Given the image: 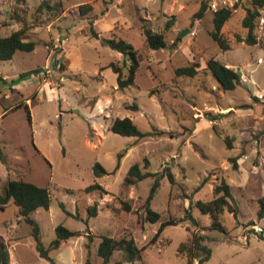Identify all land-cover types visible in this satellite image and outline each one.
<instances>
[{
	"label": "rangeland",
	"instance_id": "obj_1",
	"mask_svg": "<svg viewBox=\"0 0 264 264\" xmlns=\"http://www.w3.org/2000/svg\"><path fill=\"white\" fill-rule=\"evenodd\" d=\"M201 1L206 10L195 18ZM215 1L237 5L222 27L227 50L209 34L215 11L209 0H0V36L22 30L36 42L32 51L17 50L1 60L0 76L9 82L38 70L13 86L0 84V147L8 161V169L0 161V188L20 177L48 188L49 208L30 214L45 247L59 223L79 233L51 249L50 262L39 256L31 226L10 200L0 209L8 264H85L87 255L91 264H100L101 235L131 236L143 248L140 260L127 261L115 250L106 264H197L188 250L193 235L204 236L202 244L211 249L205 264H264V215L258 217L264 204V97L257 96L264 94V7L254 28L257 43L248 45L237 36L247 34L242 19L255 8L251 1ZM84 3L92 5L86 15L79 12ZM142 25L162 32L166 45L149 48ZM112 36L139 54L134 82L124 88H117V74L108 64L116 63L125 75L129 61L105 43ZM210 57L239 72L240 84L222 89L206 68ZM192 62L198 64L194 76L175 74V68ZM116 117L131 118L143 135L110 131ZM95 161L108 173L95 178ZM134 163L142 172L170 170L174 176L172 184L161 176L150 201L160 214L154 223L146 221L143 204L155 176L126 185ZM221 179L229 183L236 208V216L227 209L220 215L225 231L212 228L210 216L195 205L212 199ZM93 182L107 192H85ZM93 202L98 212L88 218ZM122 202L131 209L123 210ZM186 213L196 223L185 219ZM169 217L183 221L167 225L152 240Z\"/></svg>",
	"mask_w": 264,
	"mask_h": 264
},
{
	"label": "trees",
	"instance_id": "obj_2",
	"mask_svg": "<svg viewBox=\"0 0 264 264\" xmlns=\"http://www.w3.org/2000/svg\"><path fill=\"white\" fill-rule=\"evenodd\" d=\"M251 5L255 7L254 9H247L245 16L242 19L243 27L247 28V34L245 38L237 36L238 41H244L248 45H254L257 43V37L254 33V28L256 24V19L261 17L259 9L264 7V0H250ZM207 4L205 1H201L199 9L195 12V18H201L206 10ZM237 5L233 7H220L213 12L212 23L213 29L209 32L212 39L219 45L222 50H227L230 48L229 43L224 38L222 34V27L224 23L229 19L232 13V9H235ZM92 10V5L90 3H84L79 5V12L82 15H86ZM263 18V35H264V15ZM92 25V23H91ZM171 25V21H167L165 27L168 28ZM141 30L145 35L146 42L149 48L153 50L160 49L166 45L164 34L162 32L154 31L151 28L142 25ZM91 32L93 36L97 33L91 27ZM105 43L112 49L122 53L127 60L128 72L123 74L122 69L114 62H110L108 67L112 69L116 76L117 88H124L133 84L136 71L139 67V54L138 50L129 42L122 38L111 37L106 39ZM36 42L33 40H28L24 38V32L22 30H17L9 35L0 36V61L9 60L13 57L17 50L21 51H32L35 47ZM263 49H264V38H263ZM198 64L192 62L191 64L180 66L175 68L174 72L176 75H185L192 77L197 73ZM206 68L212 73L215 79L219 82L220 86L224 90H232L238 84H240V73L226 66L219 60L210 57L206 61ZM38 72V70L23 72L16 79H11L9 82L0 76V84H9L13 86L17 84L20 80L25 79L32 72ZM22 104V103H21ZM16 107H20L17 104ZM27 109L28 118L30 119V112L28 106L25 105ZM134 109L137 108L136 104H133ZM5 111V110H4ZM109 130L125 136H137L141 137L143 133L138 129V127L133 123L132 119L129 117H116L109 125ZM230 144V143H228ZM123 156L122 153L118 155V161L115 170L119 167V160ZM0 161L8 169V161L6 155L3 153L0 147ZM233 166L236 167L235 160L232 159ZM147 162V161H146ZM93 175L95 178L101 177L107 174V170L98 162L95 161L93 164ZM113 170V172L115 171ZM147 176H155L153 183L149 189V193L143 204V211L145 213V219L149 222H156L160 218V214L150 207V201L154 197L159 185L161 176H167L169 182L172 184L174 182V176L170 170H166L164 174L159 172H142L137 163L132 164L124 177V183L126 185H134L138 181L142 180ZM93 190H99L103 193L107 192L99 183L93 182L84 188L85 192H90ZM70 191V190H69ZM12 201L18 207V215L22 216L23 219L31 226V235L35 242V249L37 250L40 257L45 258L52 262L49 256V251L51 249L59 248L62 241L69 239L70 237L79 235L77 231L70 230L63 224L59 223L54 227L55 237L45 247L41 241L40 228L38 223L30 216V214L38 208L48 209L50 206V192L47 187L36 185L30 181H26L23 178L7 179L0 188V209H4L9 201ZM234 202V198L231 193V187L224 179H221L219 184L213 187V198L207 201H196L195 205L200 209L202 213L208 214L211 218L212 228H217L220 231H225V228L220 223V215L223 213L224 209L232 212L236 216V208H232L231 205ZM122 209L128 211L131 206L128 202H122ZM61 208L66 212V214L71 215L63 204H60ZM88 218L96 216L98 212L97 202L89 205L86 209ZM264 215V204L260 202V208L258 210V217ZM185 219L189 218L192 223H196L190 214H185ZM183 219H176L169 217L167 220L161 221L159 227L153 236L152 240L158 237V235L163 231L167 225H175ZM204 236L191 237V244L188 248L192 258L197 259V264H205V262L210 258L211 249L202 244ZM260 238L264 239V234H260ZM184 246V245H183ZM115 250H122L127 261L133 262L135 260L141 259L142 247H138L134 239L131 236H122L120 238H114L109 235H101L100 241L97 245V255L101 259L100 264H106L109 262L111 255ZM199 252V254H197ZM9 256L6 246L3 241L0 240V264H8ZM85 264H91L89 255L86 257ZM114 264H121L119 261ZM187 264H192L190 261Z\"/></svg>",
	"mask_w": 264,
	"mask_h": 264
},
{
	"label": "built area",
	"instance_id": "obj_3",
	"mask_svg": "<svg viewBox=\"0 0 264 264\" xmlns=\"http://www.w3.org/2000/svg\"><path fill=\"white\" fill-rule=\"evenodd\" d=\"M208 5H210V7H212V9H214V10H217V9H219L220 7H224V6H220V5L217 3V1H215V0H212V1L209 0ZM263 95H264L263 93H259V94H257V96H258L260 99L264 97ZM257 231L262 232V229H261V228H258Z\"/></svg>",
	"mask_w": 264,
	"mask_h": 264
},
{
	"label": "water",
	"instance_id": "obj_4",
	"mask_svg": "<svg viewBox=\"0 0 264 264\" xmlns=\"http://www.w3.org/2000/svg\"><path fill=\"white\" fill-rule=\"evenodd\" d=\"M185 32H186V30H184V31L182 32V35L185 34Z\"/></svg>",
	"mask_w": 264,
	"mask_h": 264
},
{
	"label": "crops",
	"instance_id": "obj_5",
	"mask_svg": "<svg viewBox=\"0 0 264 264\" xmlns=\"http://www.w3.org/2000/svg\"><path fill=\"white\" fill-rule=\"evenodd\" d=\"M226 66H228V67H230V65L229 64H225Z\"/></svg>",
	"mask_w": 264,
	"mask_h": 264
}]
</instances>
